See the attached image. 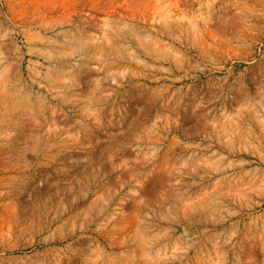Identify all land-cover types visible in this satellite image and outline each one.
I'll return each mask as SVG.
<instances>
[{
    "label": "rangeland",
    "instance_id": "obj_1",
    "mask_svg": "<svg viewBox=\"0 0 264 264\" xmlns=\"http://www.w3.org/2000/svg\"><path fill=\"white\" fill-rule=\"evenodd\" d=\"M0 264H264V0H0Z\"/></svg>",
    "mask_w": 264,
    "mask_h": 264
}]
</instances>
